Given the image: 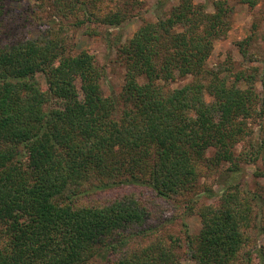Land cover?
Returning <instances> with one entry per match:
<instances>
[{
  "label": "trees",
  "instance_id": "16d2710c",
  "mask_svg": "<svg viewBox=\"0 0 264 264\" xmlns=\"http://www.w3.org/2000/svg\"><path fill=\"white\" fill-rule=\"evenodd\" d=\"M13 1L20 0H0V264H98L100 254V264H181L182 239L195 264H249L254 257L264 264L258 204L264 191L231 179L218 194L207 190L215 197L197 211L196 236L183 228L167 240L160 232L192 212L186 206L168 216L159 201L191 194L201 164L227 165L236 175L246 163H264V80L258 92L257 67L206 66L213 41L229 29L228 1L210 12L178 0L165 16L140 25L117 47L125 66L118 94L102 90L103 69L90 54H72L70 34L56 30L58 37L42 43L20 38L32 20L15 12ZM124 17L100 19L116 26ZM249 41L237 45L254 61ZM176 75L190 81L160 84ZM254 118L256 138L248 127ZM241 139L249 147L239 151ZM255 205L262 209L258 223ZM256 229L263 240L253 250ZM133 239L148 243L132 247Z\"/></svg>",
  "mask_w": 264,
  "mask_h": 264
},
{
  "label": "rangeland",
  "instance_id": "374dc122",
  "mask_svg": "<svg viewBox=\"0 0 264 264\" xmlns=\"http://www.w3.org/2000/svg\"><path fill=\"white\" fill-rule=\"evenodd\" d=\"M53 1H57L56 5ZM71 1V2H70ZM89 3H81L80 0H20L13 1L11 6L14 11H22V15H26L28 20H32L31 24L27 23L19 30L20 38H32L42 43L43 38L54 40V36L70 34L72 37L71 50L72 54L80 51H86L93 58L95 65L103 69L100 79L101 88L105 93H120L121 86L124 81L125 66L119 60L117 55V47L128 41L144 22L156 21V17L165 16L167 11L176 4L178 0H88ZM232 7L231 16L229 18V29L225 36L221 39L213 41L212 50L207 58L206 66L212 68L219 64H224L226 72H236L244 69L246 72L251 71V67L258 69L255 87L261 92L263 85L260 79L264 80V0H258L254 6L241 3L236 0H227ZM194 3H202L207 10L212 12L215 9L224 8V0H193ZM226 2V1H225ZM81 6V7H80ZM80 7V10L77 9ZM89 10L91 15H84L81 8ZM14 12V13H15ZM115 12L124 15L125 20L119 25L105 24L101 21V17L106 14H114ZM97 19V20H96ZM101 21V22H100ZM180 30V28H176ZM250 36L249 52L256 54L254 61L249 57H243L238 49L237 42ZM38 79L42 88H46L44 76L38 73ZM229 82L234 77L231 75ZM190 81L189 76H175L172 80L160 81L166 89L177 88ZM242 86H244L242 84ZM205 100L211 101V96L205 94ZM255 119V118H254ZM249 120L250 135L256 138L257 119ZM252 132V133H251ZM249 134V133H248ZM247 135L246 140L251 138ZM248 142L244 139L239 141L237 150L247 149ZM211 150L208 151V155ZM200 163L206 164L200 160ZM227 165H215L208 163L200 165L196 186L193 192L185 196H172L169 201H159L164 208L166 215L170 216L180 208L189 206L191 213L178 216L173 222H166L164 226L160 225L165 236L169 240V234H182L185 228L188 234L196 236L200 229V218L197 214L198 209L205 204L214 200V197L207 190H213L214 194H218L220 190L228 184L227 180L234 184H239L244 189L252 192L264 191V163L259 159L254 163H246L242 166V170L236 175L230 171H226ZM233 175V176H231ZM206 192V193H205ZM208 194V195H207ZM262 201V202H261ZM258 204L264 206L263 198L258 200ZM192 206V207H191ZM260 208V207H259ZM264 208V207H263ZM174 209H176L174 211ZM257 211V212H256ZM262 212V209H261ZM261 212L254 206V213ZM262 215H264L262 213ZM166 226V227H165ZM263 240V234L260 229H256V235L251 239L250 248L255 250L260 246ZM182 246L176 247L181 264H195L186 252V244L184 239L181 240ZM148 243L144 239H133L130 246L141 247L142 244ZM168 244V243H167ZM166 244V245H167ZM255 256V251L253 252ZM98 264L104 261V257L100 254L96 259ZM242 264V263H241ZM249 264H257L256 258H253Z\"/></svg>",
  "mask_w": 264,
  "mask_h": 264
}]
</instances>
